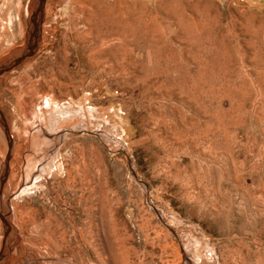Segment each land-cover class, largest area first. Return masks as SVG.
<instances>
[{"label":"rangeland","instance_id":"374dc122","mask_svg":"<svg viewBox=\"0 0 264 264\" xmlns=\"http://www.w3.org/2000/svg\"><path fill=\"white\" fill-rule=\"evenodd\" d=\"M0 118V264H264V0H44Z\"/></svg>","mask_w":264,"mask_h":264},{"label":"water","instance_id":"95a60500","mask_svg":"<svg viewBox=\"0 0 264 264\" xmlns=\"http://www.w3.org/2000/svg\"><path fill=\"white\" fill-rule=\"evenodd\" d=\"M43 6H44V0H34L33 6H32L33 7L32 14L29 18V25H28V30H27V39H26L25 46L23 50L19 54H17L16 57L14 56L10 57L9 62L5 64L4 67L2 66L0 68V75L6 72L11 66H17L22 60L31 56L35 48L37 38H38V27L41 23L42 16H43ZM4 132H5V129H4ZM10 149H11V141L9 140L8 141V153ZM7 160H8V156H6V162ZM6 174H7V167H6V164L4 163V167L0 175V192L6 180ZM4 224L6 226V233H7L10 227L6 222ZM5 247H3L0 252V258H2V252L4 251Z\"/></svg>","mask_w":264,"mask_h":264},{"label":"bare ground","instance_id":"6f19581e","mask_svg":"<svg viewBox=\"0 0 264 264\" xmlns=\"http://www.w3.org/2000/svg\"><path fill=\"white\" fill-rule=\"evenodd\" d=\"M103 25V24H102ZM100 26V25H99ZM92 34V33H90ZM82 36V35H81ZM44 98V97H43ZM46 100V101H45ZM45 102L47 103V107L44 108V106H46ZM45 104V105H44ZM42 110L38 111V113L35 115V120H33L32 122V127L34 126L35 129L34 130V135H37V136H40V128L39 126L41 127V125L39 124V121H38V118L40 120H42L43 122V125L42 126H46V124L48 123V120L51 121V120H54L56 123H59L61 120H65V119H68L66 113L64 111H67L68 110H64L62 108H60V103L56 104L55 102V98L53 97V95L51 96L50 98V95H47L44 99H43V104H42ZM62 110V111H61ZM71 114V111L69 112ZM72 115V114H71ZM50 123V122H49ZM55 123V124H56ZM61 123V122H60ZM54 123H52V127L51 129L54 128ZM48 127V126H47ZM58 127V126H57ZM42 128V127H41ZM32 130V131H33ZM43 137V136H41ZM46 138V137H45ZM38 139V138H37ZM37 142V141H35ZM34 142V143H35ZM46 146V142L45 141H42V147H45ZM46 167V166H45ZM47 171V170H46ZM44 176V173L42 174ZM28 178V177H27ZM36 179V178H35ZM38 179V178H37ZM36 183V182H34ZM25 192V191H23ZM27 192V191H26Z\"/></svg>","mask_w":264,"mask_h":264}]
</instances>
